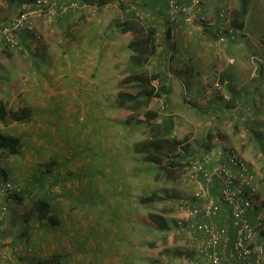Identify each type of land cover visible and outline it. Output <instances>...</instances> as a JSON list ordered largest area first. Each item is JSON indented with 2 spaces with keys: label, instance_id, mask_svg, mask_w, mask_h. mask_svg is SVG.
<instances>
[{
  "label": "rangeland",
  "instance_id": "1",
  "mask_svg": "<svg viewBox=\"0 0 264 264\" xmlns=\"http://www.w3.org/2000/svg\"><path fill=\"white\" fill-rule=\"evenodd\" d=\"M122 1L129 6L127 12L135 11L142 19L153 21L159 26L156 15L144 6L150 0ZM80 2L83 1L76 0V6L68 11V20L59 22L57 17L48 24L57 37L50 40L53 47L50 59L37 69L35 78L38 80L33 82L37 84V94L35 93L32 108L37 115L43 114L45 109L50 112L46 116H37L45 121L44 126L39 122L26 124L25 129L31 131L30 139L24 134L20 135L28 143V149L36 153L38 141L45 143L44 146L53 155L44 161L47 163L46 168L52 158L57 161L58 166L57 177L50 178L49 182L53 181L59 186L66 203L72 202L67 208L69 211L75 205L77 212H85V218L89 221L85 229L77 224L66 223L57 230L62 238L70 233L76 235L66 237L68 246L76 245V250L81 249L83 243L80 239L86 236L88 253L95 255L98 243L94 236L102 241L101 234L116 236V230L122 227V236H129L128 243L135 240L134 236H142L141 241L153 243L138 247L139 264H189V256L194 253L195 243L190 235L177 227V203L182 199H191L198 184L187 179L186 168L178 171L174 178L158 174L157 165L152 158L166 162L170 156L176 155L178 151L174 152L169 146L163 148L161 155L154 152L147 155L136 150L151 137L147 125H137L141 116L138 118L131 111L117 106L123 77L134 68V63L130 60L131 52L127 47L131 35H122L114 28V23L122 20L125 13L117 2L103 8L85 6ZM162 5L163 1L156 7ZM163 8L164 6L161 10ZM45 33H49V30L42 31V35L39 33L37 39L43 38ZM153 60L156 59L149 58L145 62V68L149 72L158 70L157 64L153 66ZM232 60L234 61L231 59L230 62ZM157 62L160 63V60ZM189 66L188 71L193 70L198 77L197 70L192 67L193 62ZM5 82L0 81V107L3 100L8 104L10 101V88L2 87ZM177 82L179 87L176 93L182 95L178 98L179 110L171 108L170 97L168 100L164 98L154 101L151 107L165 116L173 113L176 122L174 128L179 131L180 124L186 122L188 114L201 118L206 113L199 110L200 106L196 108L192 102L187 101V98L195 100V97H200L199 91L194 89L196 83L192 82L190 74L184 70ZM33 83L25 82L26 85ZM5 120L0 122L1 135L12 136L24 129L17 125L10 127L12 122ZM253 127L256 129L255 143L237 151L246 155L254 169L264 203V126L254 122ZM177 137L171 138L176 141ZM199 137L195 128L190 131L186 140L191 146L185 142L181 144L183 149L187 145L190 150L180 151L181 156H199L202 153L201 142H196ZM240 143L237 142L239 148ZM253 147L255 151L251 150ZM260 152L263 153L262 158L258 157ZM32 157L27 161L32 170L28 183L34 186L43 164L41 160ZM17 158L19 157L13 159ZM6 161L5 167L9 163L8 158ZM8 169L11 170L10 164ZM47 175L44 173L39 176L47 180ZM12 180L20 184L23 193L20 176L16 174ZM69 184L75 187L70 188ZM152 194L163 195L167 199L153 205L141 203V198ZM151 214H161L168 218L171 229L157 230L151 223ZM81 217L80 215L79 218ZM70 220L73 221L71 217ZM30 245L34 244L31 242Z\"/></svg>",
  "mask_w": 264,
  "mask_h": 264
},
{
  "label": "crops",
  "instance_id": "2",
  "mask_svg": "<svg viewBox=\"0 0 264 264\" xmlns=\"http://www.w3.org/2000/svg\"><path fill=\"white\" fill-rule=\"evenodd\" d=\"M162 1L166 2V0ZM31 2L32 0H0V25L13 20L19 10L30 8ZM184 2L185 5H190L189 0ZM161 8L162 6L156 7L155 10L151 9L153 15L158 18L157 27L160 32L156 41L157 54L151 57L156 59L153 60V66L158 65L156 67L158 70L154 73H160L164 77L169 89L166 100L170 97L171 108L179 110L178 98L182 95L176 93L179 87L177 81L180 80L184 70L188 72L192 82L196 83L194 89L199 91L200 97H195V100L187 98V101L192 102L196 108L200 106L199 110L206 113L201 118L188 114L185 117L186 122L182 121L184 124H180L179 131L174 128L172 137L178 136L177 141L181 144L182 142L189 144L186 136L195 128L196 133L200 135L196 142H201L200 147L203 152L210 145L238 151L251 147L256 138L253 123L257 122L260 126H264V0H203V9L197 13L198 22L195 21L196 23L192 25H185L180 20L167 26L159 19L160 15L165 14ZM221 11L227 14L229 20L241 27L237 40L218 46L216 40L203 31L205 22L201 24L200 18L204 17L207 27L214 31L226 25V22L218 16ZM166 15L168 16L167 9ZM57 17L59 22L68 20V15H64L63 12ZM35 21L36 31L25 32L20 38V46L17 49L0 51V81H6L3 88H10L9 104L3 100L0 113L3 107L5 112L3 114L7 115L5 118L12 122L10 127L17 125L24 128L19 130L18 134H12L21 139L23 145L20 155L8 157L11 170L8 169V165L6 167L11 179L16 174L20 176L23 195L9 202L10 210L0 221V264H139L138 247L150 246L153 243L141 241L142 236H134L135 240L128 243L129 236H122V227L116 230V236L101 234L102 241L98 236H94L98 243L95 255L88 253L89 248L85 246L86 236L81 237L83 246L80 250H76L77 246L71 244L69 247L66 239L68 235L74 237L76 235L70 233L62 238L60 231L57 230L60 225L66 223L77 224L85 229L89 221L85 218V212L83 214L81 211L77 212L75 205L69 211L68 206L72 205V202L66 203L62 192L58 189L59 186L53 181L49 182L50 178L57 177L58 166L57 161L52 158L46 168L47 163L44 161L53 155L46 149L45 143L42 140L38 141L35 146L36 153L28 149V143L22 139L23 136H20L24 134L30 139L31 131L25 129L26 124L39 122L44 126L45 121L38 117L46 116L50 112L45 109L42 111L43 114L34 113L35 109L32 107L35 104L37 84L33 82L38 80L35 78L38 74L37 69L50 59L53 49L50 40L57 35L48 27L44 19L38 18ZM47 30L49 33H45V36L38 40V34ZM167 30L170 31L169 38L165 35ZM231 59H234V64L230 63ZM159 60L160 63L157 62ZM192 62L198 77L194 75L193 70L188 71L191 66L189 63ZM221 78L229 81L224 89L216 87L217 80ZM27 81L33 84L26 85ZM21 107L31 110L28 118L16 120L9 115L10 111ZM4 121L6 120H0L1 123ZM209 136H212L211 139L208 138ZM237 142H241V148L238 147ZM251 150L255 151V147ZM32 156L42 161L43 166L39 175L48 174L46 178L48 181L38 175L34 186L28 183L32 170L27 161L33 159ZM244 156L246 157L245 154ZM262 156L263 153L260 152L258 157L262 158ZM14 157H19L16 160L21 162L17 163ZM206 186L212 187L207 184ZM69 187L75 186L69 184ZM210 191L219 195V190L214 187ZM42 202L48 204L45 212L48 213L49 219L41 220L37 217L36 208ZM31 242L34 245H30ZM231 261L234 264H245L234 259Z\"/></svg>",
  "mask_w": 264,
  "mask_h": 264
},
{
  "label": "built area",
  "instance_id": "3",
  "mask_svg": "<svg viewBox=\"0 0 264 264\" xmlns=\"http://www.w3.org/2000/svg\"><path fill=\"white\" fill-rule=\"evenodd\" d=\"M168 1L172 21L182 20L187 25H192L203 9L200 0H192L190 5ZM75 6L59 4L57 0H33L30 8L19 10L13 20L0 25V51L17 49L25 32L36 31L35 19L42 18L51 24L60 11L67 12ZM218 16L226 25L218 28L216 44L222 46L237 40L240 30L224 11ZM200 22L207 23L204 17ZM228 84V80H219L216 87L222 89ZM6 159L0 157V221L10 210L9 202L22 194V188L3 172L7 171ZM186 170L187 179L198 184L191 199L177 203L178 229L190 235L195 243L194 258L189 264H223L228 260L231 264L232 259L245 264H264V203L259 180L246 157L235 149L214 145ZM206 184L218 189L219 195H213L212 187Z\"/></svg>",
  "mask_w": 264,
  "mask_h": 264
},
{
  "label": "trees",
  "instance_id": "4",
  "mask_svg": "<svg viewBox=\"0 0 264 264\" xmlns=\"http://www.w3.org/2000/svg\"><path fill=\"white\" fill-rule=\"evenodd\" d=\"M76 0H57L59 4L70 5L75 3ZM82 5H87L90 7H106L110 3H118L120 9L125 13V16L122 20H118L114 23V28L116 31L120 32L122 35H131V40L129 41L127 47L131 52L130 60L134 63L133 71L127 73L121 82V92L118 95V107L126 109L137 115L136 117H142L138 119L137 122L139 126L147 125L150 133V140L142 144L141 147L136 148L139 150V153H144L150 155L151 152L156 153L157 155L162 154V150L165 146H169L174 152H177L176 155L170 156L167 161H162L157 158H152L153 162L157 165L158 174L161 176H167L169 178H174L178 171L182 168H187L193 161L197 160L199 156L184 157L181 156L180 151L183 152L184 149L189 151L190 147L185 145L184 149L181 147L179 141L172 140V134L175 127V117L173 115H162L158 111L152 109V104L154 101H158L166 98L169 94V89L167 82L164 80V77L160 73L149 72L145 68V62L154 57L157 54L158 47L156 41L159 39V28L153 21H146L137 15L135 11L129 13L127 9L129 8L122 0H82ZM162 0H150L147 1L144 6L146 9L150 10L156 8L157 5ZM186 0H178L180 4H184ZM203 2V0H200ZM189 3H192V0H189ZM185 5V4H184ZM164 15H160L159 19L164 21V24L168 26L169 23L175 24L177 22L172 21L171 8L169 6V1H164L162 5ZM73 8V7H72ZM166 9L168 16L166 15ZM71 10V8H69ZM68 10V11H69ZM67 12H63L64 15H67ZM62 11H60V14ZM219 15V14H218ZM232 25L240 30L241 26H238L236 22H232ZM208 25H203V31L211 38L216 41L219 38L218 29L214 31L211 30ZM165 35L169 38L170 31L167 30ZM234 42V41H231ZM228 79L221 78V81L224 82ZM227 87V86H226ZM1 120H5L6 116L3 107L1 109ZM31 110L25 107H21L18 110L10 111L9 115L16 120L26 119L31 114ZM133 118V117H132ZM136 123V118H134ZM212 136L208 138L211 139ZM209 141V140H208ZM22 141L18 137L10 135H1L0 134V151L2 152L0 157H11L18 156L21 154L22 150ZM211 146V145H210ZM207 147V150H210L212 146ZM206 150V151H207ZM203 152V151H202ZM169 155V154H167ZM191 160V161H190ZM187 166V167H186ZM187 171V170H186ZM7 176V171H3ZM9 177V176H8ZM212 193V192H211ZM213 194V193H212ZM23 193L21 194V196ZM217 196V194H213ZM20 197L16 195L15 199ZM167 197L158 194H152L148 197L141 198V203L146 205H153L160 201L166 200ZM48 204L42 202L37 208V217L41 220L49 219L48 213L45 212ZM43 213H45L43 215ZM151 223L159 231H167L170 228V223L168 218L161 214H151L150 216ZM178 227V226H177ZM264 237V231L262 232ZM262 237V238H263ZM194 258L193 255L189 256V259ZM237 260V259H234ZM229 261V260H228ZM224 262L223 264H230V262ZM239 261V260H237ZM244 263V262H243ZM231 264H234V262Z\"/></svg>",
  "mask_w": 264,
  "mask_h": 264
}]
</instances>
